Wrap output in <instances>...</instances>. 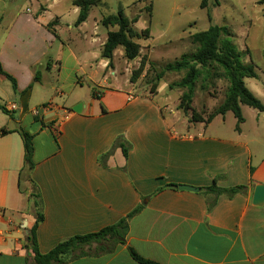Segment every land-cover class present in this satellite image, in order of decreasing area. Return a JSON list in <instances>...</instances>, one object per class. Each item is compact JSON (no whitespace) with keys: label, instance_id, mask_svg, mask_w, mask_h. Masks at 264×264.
Instances as JSON below:
<instances>
[{"label":"crops","instance_id":"crops-1","mask_svg":"<svg viewBox=\"0 0 264 264\" xmlns=\"http://www.w3.org/2000/svg\"><path fill=\"white\" fill-rule=\"evenodd\" d=\"M32 1L26 8L20 0H0V64L17 83L16 92L7 90L10 81L0 73V104L8 112L0 110V130L10 132L0 135V264L33 261L27 247L36 220L33 185L43 203L44 220L37 229L41 253L73 236L98 232L142 207L129 222L125 244L93 243L66 264H139L130 248L160 264H264V205L252 204L255 187L264 184V112L254 109L258 113L252 123L244 115L239 131L237 122L225 126L226 115L208 124L185 115L193 124L178 131L183 123L179 110L152 95H139L128 79L127 89L98 81L97 70L106 76L109 64L101 57L107 36L97 22L89 27L92 10L76 25L74 0L75 21L52 13L60 0L49 6ZM64 27L79 37L66 41L60 33ZM46 60L48 73L72 65L66 77L59 76V87L42 75ZM110 75L119 82L116 70ZM87 81L94 88L88 97L82 92ZM37 84L50 94L39 101L41 108L32 109ZM253 94L264 105V97ZM78 104L81 113L73 110ZM10 105L18 109L10 111ZM36 109L39 116L33 114ZM218 119L222 122L215 124ZM19 128L33 136L32 184L19 182L24 165ZM119 137L131 146L128 158L120 147L113 148ZM215 179L220 188L243 185L247 191L233 197L205 192ZM179 185L201 191L180 190Z\"/></svg>","mask_w":264,"mask_h":264},{"label":"rangeland","instance_id":"rangeland-1","mask_svg":"<svg viewBox=\"0 0 264 264\" xmlns=\"http://www.w3.org/2000/svg\"><path fill=\"white\" fill-rule=\"evenodd\" d=\"M29 1L20 0V4L28 8ZM261 1L219 0L217 5L215 0H208L207 6L203 8L201 6L203 0H101L91 11L89 19L91 29L97 22L100 33L106 37L108 29L102 24L103 18L117 15L122 11L130 21L137 20L132 24L134 30L142 34L149 29V33L135 39L141 47L139 58L129 61L125 57L124 49L118 48L115 51L112 65L107 68L106 76L103 69L97 70L98 81L106 80L108 83L103 84L105 86L127 89L125 80L128 79L130 83L136 84V88L132 86V90L139 95L148 94L157 97L158 101L178 111L181 97L187 89L176 84L184 78L186 71H168L166 66L180 61L184 55L191 56L197 51L198 45L193 42V35L207 31L211 26H219L227 29V34H224L223 39H228L232 43L234 49L240 54L242 63L255 66L259 78L245 79L247 88L256 95L264 97V4H261ZM32 2L46 3L49 6L53 0H33ZM59 2L60 5L51 10L52 13H62L65 15L63 16L64 21H75L77 16L73 14L71 0H60ZM12 7L13 4L10 5V8ZM55 28L57 29V26ZM60 33L66 41L79 37V33L68 32L66 27ZM143 61L144 64H142ZM48 64L49 61L46 60L42 75L46 76L47 80L55 81L59 87L60 77H66L72 65L69 63V69L62 70L61 73L58 69L48 73ZM92 66L96 68L97 62H93ZM113 70H116L118 83H115L114 76L110 75ZM222 73V68L214 65L195 83L192 106L204 118L215 111L226 98L230 83L221 75ZM5 88L11 92L13 90L10 82L6 83ZM85 88L82 92L88 97V93L91 95L94 90L93 85L87 81ZM46 89L41 84L36 85L30 105L32 109L41 108L38 106L39 101L47 99L50 94ZM60 100L57 98L55 102L59 103ZM0 102L3 103V100ZM242 113L248 123H252L253 117L258 112L248 106H243ZM43 114L47 118L51 112L47 110ZM177 116L183 120V123L177 126L178 131L193 124L189 123L190 117L188 120L183 111L179 110ZM225 117V126L234 127L237 122L234 114L228 112ZM221 120L218 119L215 124L222 122ZM213 129H221V126L215 125Z\"/></svg>","mask_w":264,"mask_h":264},{"label":"trees","instance_id":"trees-1","mask_svg":"<svg viewBox=\"0 0 264 264\" xmlns=\"http://www.w3.org/2000/svg\"><path fill=\"white\" fill-rule=\"evenodd\" d=\"M101 0H74L73 5L79 8V15L76 21V25L84 23L90 14L93 7L97 6ZM216 4H219V0H215ZM208 0H203L202 7L207 6ZM264 4V0L260 2ZM150 7L148 11L150 12ZM137 20L130 21L123 12H119L117 15H109L102 20V24L110 29L107 34V40L103 45L101 57L108 60V66L112 65L115 51L122 47L125 52V57L129 61H134L140 56V44L135 39L142 35H148L149 29H146L142 34H139L132 24ZM224 34H227V29L219 26H211L207 31L197 33L193 35L192 40L198 45L197 51L191 56L184 55L180 61L173 64H168L166 69L168 71H186L184 78L177 83L179 87L187 89L180 100L178 110L183 111L186 116H190L191 122H203L210 123L216 116H224L228 112H232L237 120L236 130H240V125L244 121L241 106L245 105L259 112H264L263 103L247 88L245 79H255L258 74L253 64H244L240 59V54L234 49L232 43L228 39H223ZM144 64V61L142 62ZM214 65L222 68L224 76L230 83L226 98L224 102L215 109L207 118L197 113L192 106L194 86L195 83L201 78V76L208 72V69ZM143 67V66H142ZM0 73L7 77L11 82L13 90L17 91L16 80L7 74L1 64ZM39 78V74H36L35 81ZM135 82V80H132ZM94 92V91H93ZM95 96V94H93ZM0 110L8 113L5 106L0 104ZM24 144V165L19 173L20 184L24 181L33 183L31 173L35 167L33 160L34 145L33 136L25 131L23 128L16 130ZM10 133L6 129L0 130V135H7ZM120 147L124 153L125 158H128L130 151V144L123 137H119L113 148ZM113 151V150H112ZM109 155L107 153L103 157ZM253 172V168H251ZM169 187L176 188V185H169ZM33 192L31 197L34 199L33 206L36 210V220L34 225L28 230V243L27 247L33 253V261L28 264H66L73 260L77 255L76 252L83 249L85 246H90L93 243L101 242H117L125 244L126 236L129 229V222L142 207L135 208L127 216L119 220L117 223L104 227L98 232L89 233L85 235H76L69 239H66L57 244L52 250L47 253H41L37 242V229L40 223L44 220L43 215V203L41 195L33 185ZM207 193H212L216 196L226 194L229 197H233L238 193H245L247 186H236L232 188H220L217 186V180L214 183L204 189ZM215 202L210 203L209 208L214 206ZM132 258L139 264H160L151 260L142 258L132 248L129 249Z\"/></svg>","mask_w":264,"mask_h":264},{"label":"water","instance_id":"water-1","mask_svg":"<svg viewBox=\"0 0 264 264\" xmlns=\"http://www.w3.org/2000/svg\"><path fill=\"white\" fill-rule=\"evenodd\" d=\"M73 110L77 113L82 112V104H78L77 106L73 107ZM178 188L180 190H187L192 192H199L201 191L200 188L188 186V185H179ZM252 204L254 206L261 207L264 205V184L257 185L254 190Z\"/></svg>","mask_w":264,"mask_h":264},{"label":"built area","instance_id":"built-area-1","mask_svg":"<svg viewBox=\"0 0 264 264\" xmlns=\"http://www.w3.org/2000/svg\"><path fill=\"white\" fill-rule=\"evenodd\" d=\"M48 107H51V106H48ZM46 108V107H45ZM18 108H17V106L16 105H10V107H9V110L10 111H16ZM33 114L35 115V116H39L40 115V109H36V110H33Z\"/></svg>","mask_w":264,"mask_h":264}]
</instances>
